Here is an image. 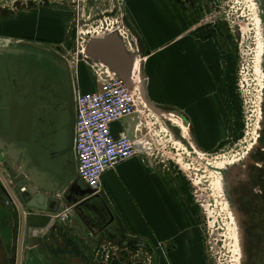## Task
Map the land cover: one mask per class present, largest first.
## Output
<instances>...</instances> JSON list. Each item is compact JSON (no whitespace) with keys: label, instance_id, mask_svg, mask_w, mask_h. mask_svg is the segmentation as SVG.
Here are the masks:
<instances>
[{"label":"crops","instance_id":"obj_1","mask_svg":"<svg viewBox=\"0 0 264 264\" xmlns=\"http://www.w3.org/2000/svg\"><path fill=\"white\" fill-rule=\"evenodd\" d=\"M126 14L146 60L147 96L163 110L155 113L184 135L195 123L210 147L216 120L213 86L219 78V90L225 87L229 76L225 35L217 40L207 32L196 42L183 30L181 11L170 0H128ZM74 81L80 91L99 90V83L86 75L81 83L75 76ZM137 123L136 114L114 122L113 134L135 138L141 134ZM100 194L104 217L98 223L83 211L54 221L70 206L66 203L58 212L24 209V216L0 190V264H130L134 251L121 238L159 247L157 264H196L189 252L192 237L187 236L185 207L165 188L151 154L139 147L133 157L107 170ZM108 228L115 229L113 235ZM36 229L46 232L36 235ZM180 251L188 253L186 261L178 256Z\"/></svg>","mask_w":264,"mask_h":264},{"label":"rangeland","instance_id":"obj_2","mask_svg":"<svg viewBox=\"0 0 264 264\" xmlns=\"http://www.w3.org/2000/svg\"><path fill=\"white\" fill-rule=\"evenodd\" d=\"M260 1L210 0L226 30L222 41L228 50L229 66L226 86L219 90V78L215 79L216 87L213 86L216 120L210 147L207 139L203 138L202 129L199 130L195 123L191 122L184 135L180 127L166 122L146 103L154 112L146 115L148 120H143L142 124L145 134L150 131L147 146L151 148V157L159 168L165 188L185 207L189 218L187 236L192 237L189 252L196 264H250L249 251L247 249L246 252L241 231V214L234 206L237 189L232 182L250 152L261 144L259 138L264 131V9ZM127 5L128 0H71V5L66 7L64 16L71 21V24L65 22L66 28L68 30L70 25L72 29L71 39L63 43L67 47L77 83L82 82L84 75L92 82L95 80L94 63L98 61L90 59L85 50L90 38L119 25L124 32L126 49L131 46L135 50L133 60H143L140 67L132 69L131 75L135 72L137 83L141 78L146 87V78L143 79L146 60L141 45L136 42L135 33L128 26ZM101 11L103 15L97 20L96 15ZM17 13L6 26L8 33L51 36L59 40L68 34L61 30L59 23H64L61 16L56 18L57 25L48 31L47 27H39L38 23L34 26L28 24L25 11ZM77 14L80 15L77 17ZM78 18L81 22L75 26ZM42 20L40 22L45 21ZM6 30L0 19V42H5L3 32ZM215 32L217 35L218 31ZM184 118L189 120L187 116ZM187 255L186 251L178 252L182 260L186 261ZM135 259L145 264L146 251L138 250L129 263L133 264Z\"/></svg>","mask_w":264,"mask_h":264},{"label":"flooded vegetation","instance_id":"obj_3","mask_svg":"<svg viewBox=\"0 0 264 264\" xmlns=\"http://www.w3.org/2000/svg\"><path fill=\"white\" fill-rule=\"evenodd\" d=\"M170 2L181 11L180 21L183 30L192 39L207 32L211 34V38L217 40L226 35L224 25L221 22L222 18L214 11L210 0H170ZM70 5L71 0H29V2L28 0H0V19L4 28L7 29L3 32L5 42L1 41L0 47L17 46L16 49L18 50L16 57H0V102L3 105L0 111V122L8 126L9 110L8 107L5 108L4 106L12 104L13 101H18L20 104L37 105L34 111L32 138L23 143L22 148L28 149L32 166L38 163L40 168H47V170H55V164L60 165L65 160L62 155L64 103L60 100L58 82L64 79L65 68L69 64L73 88L75 87L72 67L67 56V47L63 43L68 41V38L71 39L72 27L69 25L67 30L65 23L71 24V21H67L69 17L64 16L66 15V7ZM260 6L264 9V0L260 1ZM25 8L28 10H24ZM23 11L26 12L28 24L34 26L38 23L39 27H47L48 31L57 25L56 18L61 16L64 18V23H59L62 27L61 30L68 34L63 40H59L51 36L39 37L30 34L14 35L8 33L6 26L9 25V20L14 18L18 14L17 12ZM79 15L77 14V17ZM102 15L103 11L99 12L96 19L98 20ZM42 18L45 21L40 22ZM80 22L81 19L78 18L75 26H78ZM215 30L218 31L217 35ZM262 58L264 59V52ZM263 132L259 138L261 146L258 142L257 145L259 146L250 152L248 160L241 166L232 182L237 189L234 206L241 214V231L244 237L243 242H245L244 247H246V252L247 249L249 251L250 264H264ZM85 185L83 184L84 187H86ZM63 203L72 205L75 213L78 211L81 214L83 211L84 217L88 216L94 222H103L104 215L101 214V210H104V202L99 195L86 197L83 201L81 199L75 204L67 201ZM114 230L108 228V234L113 235ZM114 236L117 237L116 234ZM120 243H127L134 251V257L138 250L146 251L147 260L144 261L145 264L158 263L159 247L141 239H131ZM133 264L141 263L136 262L135 259Z\"/></svg>","mask_w":264,"mask_h":264},{"label":"water","instance_id":"obj_4","mask_svg":"<svg viewBox=\"0 0 264 264\" xmlns=\"http://www.w3.org/2000/svg\"><path fill=\"white\" fill-rule=\"evenodd\" d=\"M16 47H0V57H16L18 52ZM86 55L92 60L107 65L120 78L130 83L133 55L128 52L117 31L91 37L86 47ZM70 69L68 64L64 79L58 82L60 100L64 103L62 155H65V160L60 165L55 164V170L42 169L38 163L32 166L28 149L22 148V144L32 138L34 111L37 105L13 101L12 104L4 106L9 110V123L5 126L0 122V190L13 201L14 210L24 216V209L58 212L64 201L75 204L86 197L101 195L87 185L84 187L77 176L74 155L76 112ZM145 78L146 75L143 73V79ZM141 94L154 112L163 113V110L149 100L144 83L141 86ZM2 108L0 102V111ZM127 241L125 238L120 240V242Z\"/></svg>","mask_w":264,"mask_h":264},{"label":"built area","instance_id":"obj_5","mask_svg":"<svg viewBox=\"0 0 264 264\" xmlns=\"http://www.w3.org/2000/svg\"><path fill=\"white\" fill-rule=\"evenodd\" d=\"M112 31H117L126 42L124 32L119 25L109 32ZM86 47L87 45L85 49ZM94 64L95 80L101 84V90L83 92L74 87L76 112L74 155L78 177L84 184L94 189L95 193L100 194L102 176L107 170L114 169L123 161L133 157L139 147L150 154L151 148L147 146V135L150 131L143 133L142 124L143 120H148L146 115L154 112L147 107L143 99L142 80L140 78L137 83L135 72L131 75L130 83H127L102 62L98 61ZM70 65L72 67L71 63ZM135 114L138 118L137 131L141 134L136 135L135 138L116 137L112 131V124ZM146 129L150 130V127ZM73 213L74 207L68 206L54 216V221H67ZM43 232L46 231L34 230L36 235Z\"/></svg>","mask_w":264,"mask_h":264},{"label":"bare ground","instance_id":"obj_6","mask_svg":"<svg viewBox=\"0 0 264 264\" xmlns=\"http://www.w3.org/2000/svg\"><path fill=\"white\" fill-rule=\"evenodd\" d=\"M109 32V31H108ZM104 33H102V34H97V35H93L94 37H96V36H101V35H103ZM128 42V41H127ZM134 46V45H133ZM127 48V47H126ZM86 50V49H85ZM129 52L131 53V54H133L134 53V48H132L131 46H129ZM88 56V55H87ZM134 56V55H133ZM89 57V56H88ZM140 57V56H139ZM140 59L141 58H137V59H134L133 60V70H136L138 67H140V63H141V61H140ZM97 61V60H96ZM146 103V102H145ZM235 214H236V216H238L239 215V213H238V211L237 210H235Z\"/></svg>","mask_w":264,"mask_h":264},{"label":"trees","instance_id":"obj_7","mask_svg":"<svg viewBox=\"0 0 264 264\" xmlns=\"http://www.w3.org/2000/svg\"><path fill=\"white\" fill-rule=\"evenodd\" d=\"M53 117L55 118L54 114H53Z\"/></svg>","mask_w":264,"mask_h":264}]
</instances>
